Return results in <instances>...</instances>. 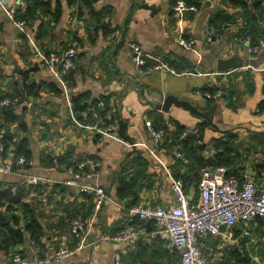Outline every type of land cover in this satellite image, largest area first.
Segmentation results:
<instances>
[{"label": "crops", "instance_id": "crops-1", "mask_svg": "<svg viewBox=\"0 0 264 264\" xmlns=\"http://www.w3.org/2000/svg\"><path fill=\"white\" fill-rule=\"evenodd\" d=\"M15 1L0 0V94L19 93L22 86L17 78L19 71H26L28 81L37 84L35 95L14 106L27 129L19 128L17 122L12 125L18 135L30 138L33 151L29 170L63 180L69 174L42 162L44 153H66L70 159L96 155L99 161L96 174L81 181L104 185L111 197L96 210L93 195L77 186L48 183L46 194L52 196L46 201L37 186L28 187L23 199L36 205L38 237L44 250L52 252L65 242L80 245L75 253L61 260L32 264H115L117 252L122 255V264H181L179 250L157 231L155 221L134 218L128 208L132 204L117 194L118 179L127 173L135 181V203L172 205L176 195L168 167L180 165L182 171L192 167L187 165L191 164L189 157L178 159L181 157L176 154L178 147L166 143L170 138L163 137L158 145L145 123L147 117L153 122L158 115L173 129L180 124L185 126L187 133L201 120L175 104L168 111L157 108L164 89L211 110L216 126L205 125L203 140L211 143L215 137L232 133L231 141L237 148L225 165L243 180L251 177L259 188H264V16L260 9L251 3L245 9L226 0H203L198 11L190 15L188 11L184 14L176 11L174 16L175 10L171 9H175V0H95L90 4L84 0H50L49 5L30 0L28 27L22 28L7 14L8 5ZM145 1L160 10L155 13L141 7ZM219 10L235 18L228 22L221 38L208 43L206 31ZM243 27L260 42L258 53L248 52L241 42L237 33ZM181 36L193 37L194 47L180 44ZM74 40L78 42V54L64 86L46 57L52 51L63 53ZM131 42H137L146 52L170 56L172 64L179 67L192 66L193 73L174 74L166 69L140 71L134 62ZM229 56L239 57L241 63L225 72L219 71L218 58ZM213 85L222 90L221 98L210 99L196 92ZM81 92H87L90 100L101 95L109 97L118 121H126L127 133L134 143L119 133H88L76 126L72 96ZM70 144L73 146L69 149ZM209 146L203 152L205 156L214 152ZM8 150L15 155L13 143H9ZM126 164L128 169L123 171ZM20 178L16 173L0 171V187H12ZM61 185H66V190ZM5 207L1 206L0 211H5ZM71 210L82 213L85 219L86 230L80 239L71 233L68 218ZM139 221L153 228L128 239L115 237L119 229L139 225ZM251 226L249 238L240 237L242 223L233 228L240 230L238 240L228 237L227 227L220 234L207 236L204 239L207 264H247L239 260L245 253L251 256L250 264L264 262V217L257 216ZM25 238L9 251L0 241L1 264H9L12 249L29 251Z\"/></svg>", "mask_w": 264, "mask_h": 264}, {"label": "built area", "instance_id": "built-area-1", "mask_svg": "<svg viewBox=\"0 0 264 264\" xmlns=\"http://www.w3.org/2000/svg\"><path fill=\"white\" fill-rule=\"evenodd\" d=\"M28 0H16L8 5L7 14L22 28L28 27L26 19L18 17L21 10L28 7ZM175 11L184 14L186 11L196 12L200 8L197 4L189 3L187 0H177L174 5ZM228 22H223L221 26L209 23L206 31V42H213L221 38ZM241 42L250 53H258L261 50L260 42L254 39L251 33L239 36ZM180 44L185 47H194L196 40L193 37L181 36ZM135 51L134 62L140 71H153L166 69L174 74L193 73V67H179L165 59L164 55L157 52H146L137 42H131ZM78 54V42L72 41L63 53L52 51L46 57L47 64L56 70V74L67 86L66 75L74 65V60ZM219 72V71H217ZM17 78L23 83V72L18 73ZM23 85V84H22ZM197 93L210 99L222 97V90L197 89ZM19 94L7 95L0 100L1 105L19 106L21 104ZM90 116L81 119L72 110L73 120L76 126L88 133L101 132L107 135H117L119 121L114 118L113 110L107 109L103 101L99 100L90 108ZM145 123L152 136L159 145L164 137L165 129L156 128L152 119L147 117ZM6 133L5 127L0 128V171L6 173H16L22 177V182L27 184H52L62 182L67 185L77 186L80 191L91 193L94 197V206L100 210L104 203L110 199L106 188L102 184L93 182H83V178H90L96 174L99 161L94 156H83L75 162L60 161V154H51L54 159L52 166L65 170L69 176L63 180L51 179L47 176L37 175L30 172L26 166L28 159L25 154L15 156L14 151L8 150L3 137ZM14 141L17 138L13 139ZM200 141V140H199ZM210 147L213 149L212 144ZM48 153V152H47ZM178 156H183L184 152L176 150ZM18 164V168L14 165ZM172 176L171 187L176 195V202L172 205L162 203H134L130 205L129 212L138 216L141 220H153L157 231L166 236L179 250L181 264H207L208 257L205 251V238L209 235L220 234L224 227H227V235L231 239L238 240L235 228L242 223L240 237L249 238L252 235L251 222L257 216L264 217V188H259L251 177L241 180L235 174H228L226 165H209L202 170L200 181V194L197 201H194L185 189L182 177L173 174L172 167H168ZM16 190V187H13ZM43 199L47 200V194H43ZM71 233L75 238H82L86 230V223L81 213L76 214L70 220ZM148 231L145 223L139 225H128L119 230L116 234L118 239H128L138 236L140 233ZM29 251L16 248L10 254L9 264H32L49 262L51 260H61L77 251L80 245L72 246L69 242L63 243L52 252L45 251L41 243L27 232ZM1 264V263H0ZM115 264H122V255L117 252Z\"/></svg>", "mask_w": 264, "mask_h": 264}, {"label": "trees", "instance_id": "trees-1", "mask_svg": "<svg viewBox=\"0 0 264 264\" xmlns=\"http://www.w3.org/2000/svg\"><path fill=\"white\" fill-rule=\"evenodd\" d=\"M38 1L40 2L44 1V4L46 5L50 4V0H38ZM70 1L73 2L75 0H70ZM93 1L95 0H84V2H86L87 4H90ZM187 1L189 3L197 4L199 8L201 7L203 2V0H187ZM226 1L228 2V4L240 5L242 8L245 9L248 8L249 4L251 3L252 7L260 9V14L264 16V0H226ZM28 2L29 3L27 9L23 12L20 10L17 15L18 17L24 18L26 20L28 18L29 13H31L30 0H28ZM176 2L177 0L174 1V5ZM214 15L215 18H212L210 20V23L216 24L218 26H221L223 22H229L235 18L234 17L235 15L222 12L221 10L217 11ZM247 33H251V31L243 27L240 29V31H238L237 35L242 36ZM252 35L254 36V34ZM164 57L170 63L173 62L170 56L164 55ZM23 74H24V80L22 83L23 85L21 86L19 93H17L19 94L22 100L21 102L25 101L29 97V95L32 94L35 95L37 93V88H38L36 82L28 81V75L26 71H23ZM218 88H219L218 85H213L210 87H205L203 90L210 89L212 91H215ZM7 95H13V94H10L9 92L6 91L3 94H0V100ZM99 100L104 102L107 109H112L114 118H117V115L115 114L114 111V103L111 102V99L109 97H106L104 95L95 97L90 100L87 92L74 94L72 96L73 109L79 118L84 119L85 118L84 112H86L87 117L90 116L91 106ZM155 118L156 119L153 120V125L156 128H164L165 129L164 137L166 136L165 138H170V140L166 141V143L171 146L176 145L178 149L184 152V155L179 157L178 159H183L186 156L191 159L190 162L191 164H187L189 165V167L192 166L191 169H188L187 171H182L180 165L177 166L176 164L172 165V169H173V174L176 177H182L186 191L190 194V196H195L193 200L197 201L200 194L199 185L201 181L203 168L209 165L212 166L221 165V164L225 165L226 163L230 162L231 160L230 155L237 148V145L231 141L232 133H226V135L215 137L213 139L214 140L213 142L208 143L203 140L205 125L207 123H210L208 119L201 118V120L198 121V123L196 124L195 129L197 132L186 136L185 126L180 124L177 125L175 129H173V127L171 128L168 124L164 122V118H162L161 116L157 115ZM14 122L18 123L17 125L19 128H22L24 130L27 129V124L24 120L20 118V115L18 114L16 107L9 105L4 106L0 104V127H5L6 130L3 140L6 143L7 147L9 146V143H13L15 145V156L20 154H25L28 159V163L26 164V166L30 167L29 159L33 151L30 145L31 144L30 138L29 136L18 135L17 131H14V128L12 127ZM14 138H17V140L14 141L13 140ZM211 144L213 146L212 150L214 152L209 156H205L203 152L207 149L208 145ZM68 155L69 154L64 153L63 155L58 156V158L60 161H70V162H75L76 159H78V158L70 159ZM84 156L96 157V155H90V154ZM43 157L44 159L41 158V161L47 164L48 166H52L54 164L53 157L48 153H44ZM14 167L18 168L19 166L16 163ZM125 169L126 170L128 169L127 164L123 168V171H125ZM228 174H235L238 177H240L241 180H243V177L240 176L238 172L230 171L229 168H228ZM133 179L134 178L128 177L127 173L122 174L118 179L117 194L119 197L126 199L128 204H133L136 202V193L133 189L135 181ZM57 183L61 184L60 182ZM47 185L27 184L25 182H22V177H21L19 181H17L15 185H13L12 187L10 185L0 187V207L6 206L5 211H0V241L6 250L9 251L10 248L15 246L18 242H24L26 240L24 236V232L27 230L30 232V234L33 237H35L39 241L38 232L40 231L39 229L40 222L38 220V212L35 210L36 205H34L33 202L25 201L23 197L26 189L28 187L32 188V186H37L42 194H46V192L48 191V188L46 187ZM14 186L16 187V190L13 189ZM52 187L50 188L51 192L54 191V185H52ZM88 194L92 196L91 193ZM78 213H75L74 210H71L69 212L68 218H70L71 220V218ZM134 218L140 220L138 216H135ZM135 222L137 221L135 220ZM139 222L141 223L142 221ZM147 228L148 230H151V228H153V225L150 226L148 225ZM239 233H240L239 229L235 230L236 236H239L238 235ZM13 250L14 249H12L11 252ZM250 259L251 256H249L248 253H245L243 256H239V260L247 264H250Z\"/></svg>", "mask_w": 264, "mask_h": 264}, {"label": "water", "instance_id": "water-1", "mask_svg": "<svg viewBox=\"0 0 264 264\" xmlns=\"http://www.w3.org/2000/svg\"><path fill=\"white\" fill-rule=\"evenodd\" d=\"M140 6L145 7V8H150L155 13L160 10V8L157 7L155 4H151V3L146 2V1L141 3ZM174 10L175 9L172 8L171 12ZM190 14H191V11H188V15H190ZM18 30H22V29H20V27H18ZM240 63H241V59L237 56L220 57L217 60V68L219 69V71L225 72L229 69H232V68L238 66ZM172 104H175L177 106H181L185 109H188L192 114H194L200 118L208 119L210 124L216 126V124L213 121V115H212L211 110L202 109L198 105L193 103L190 99L181 98L178 95H176L175 93L169 92L168 89H164L163 93L161 94L160 100L157 102V105H156L157 108L168 111L170 109V107L172 106ZM118 133L121 137L128 140L130 143H134L130 134L127 133V123L124 119H120V121H119ZM194 133H196L195 129H189L186 133V136L189 134H194ZM72 146L73 145L70 144L69 149L72 148ZM51 196H52V194H47L48 199ZM24 235H25V237H27V232H25ZM0 247H2L1 243H0Z\"/></svg>", "mask_w": 264, "mask_h": 264}, {"label": "rangeland", "instance_id": "rangeland-1", "mask_svg": "<svg viewBox=\"0 0 264 264\" xmlns=\"http://www.w3.org/2000/svg\"><path fill=\"white\" fill-rule=\"evenodd\" d=\"M173 15L174 16H176V11H174L173 12ZM262 46H263V44H262ZM264 142V141H263ZM263 149V148H262ZM65 190H66V188H67V186L66 185H61ZM61 192H63V191H61ZM45 201H46V199H45ZM254 264H264V262L262 261V262H258V261H256Z\"/></svg>", "mask_w": 264, "mask_h": 264}]
</instances>
